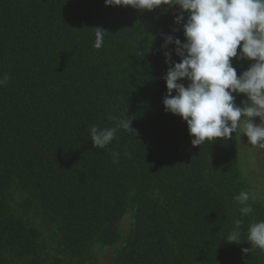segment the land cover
<instances>
[{
	"label": "trees",
	"instance_id": "16d2710c",
	"mask_svg": "<svg viewBox=\"0 0 264 264\" xmlns=\"http://www.w3.org/2000/svg\"><path fill=\"white\" fill-rule=\"evenodd\" d=\"M179 11L0 0V77H10L0 87V264H264L258 248L242 252L249 225L264 220L242 131L193 147L187 123L165 112L161 45L184 40ZM96 27L107 31L100 49ZM232 63L239 76L254 61ZM128 116L132 131L93 146L91 126ZM241 191L256 197L247 216ZM237 219L240 243H227Z\"/></svg>",
	"mask_w": 264,
	"mask_h": 264
},
{
	"label": "clouds",
	"instance_id": "9594fccd",
	"mask_svg": "<svg viewBox=\"0 0 264 264\" xmlns=\"http://www.w3.org/2000/svg\"><path fill=\"white\" fill-rule=\"evenodd\" d=\"M104 3L148 11L164 5L178 6L180 11L174 22L182 25L184 40L164 35L161 45L165 49V63L169 65L163 77L167 88L163 99L165 112L180 116L187 123L193 147L206 140H230L240 129L249 145L264 148V0H104ZM95 29L93 46L100 49L107 31ZM172 44L179 62L167 50ZM233 58L254 63L238 76ZM9 79L6 73L0 77V87L6 86ZM181 81H187V86ZM234 94L246 96L242 106L235 103ZM257 117L259 124L254 122ZM121 128L133 130L129 116L117 120L114 127L91 126L93 146L105 149L118 139ZM112 156L116 162L119 153L113 152ZM250 196L248 191H241L234 197L242 205L243 216L253 212L247 204ZM242 223L239 219L234 222L227 243H240ZM247 242L251 247L243 248L244 254L257 248L264 252V220L249 225Z\"/></svg>",
	"mask_w": 264,
	"mask_h": 264
},
{
	"label": "rangeland",
	"instance_id": "374dc122",
	"mask_svg": "<svg viewBox=\"0 0 264 264\" xmlns=\"http://www.w3.org/2000/svg\"><path fill=\"white\" fill-rule=\"evenodd\" d=\"M254 122L256 124L260 123L259 118H254ZM242 142V147L243 150L245 151V156H243V159L245 160V167L246 169H249L251 167L252 168H256L259 169L260 171V179L256 180V176L254 177L255 182L258 184L257 186L263 190L264 189V161H263V156H264V148H259L258 146H251L248 144V138L246 135L243 134V132H241V140ZM250 153V154H249ZM255 155L254 157H252V155ZM255 158V159H254ZM257 159H262L261 162L259 164L256 163ZM256 172L252 170V174H255ZM262 192V191H261ZM264 190L262 193L259 194V197L261 199H264ZM111 254H106V259L108 260V258H110Z\"/></svg>",
	"mask_w": 264,
	"mask_h": 264
}]
</instances>
